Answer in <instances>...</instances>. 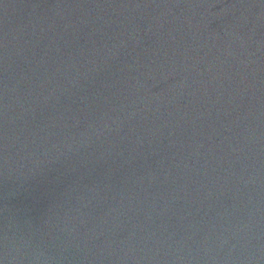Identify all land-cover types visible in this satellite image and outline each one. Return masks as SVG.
Instances as JSON below:
<instances>
[{"label":"water","instance_id":"obj_1","mask_svg":"<svg viewBox=\"0 0 264 264\" xmlns=\"http://www.w3.org/2000/svg\"><path fill=\"white\" fill-rule=\"evenodd\" d=\"M232 264H264V150L251 189Z\"/></svg>","mask_w":264,"mask_h":264}]
</instances>
